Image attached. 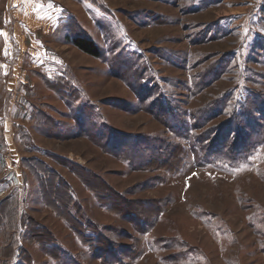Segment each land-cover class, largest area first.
<instances>
[{
  "label": "rangeland",
  "instance_id": "rangeland-1",
  "mask_svg": "<svg viewBox=\"0 0 264 264\" xmlns=\"http://www.w3.org/2000/svg\"><path fill=\"white\" fill-rule=\"evenodd\" d=\"M250 91L264 95V0H0V264H57L47 243L70 264H264V132L216 139L240 110L197 113ZM239 140L256 141L239 156ZM166 144L180 170L148 161ZM33 159L70 187L73 225Z\"/></svg>",
  "mask_w": 264,
  "mask_h": 264
},
{
  "label": "trees",
  "instance_id": "trees-1",
  "mask_svg": "<svg viewBox=\"0 0 264 264\" xmlns=\"http://www.w3.org/2000/svg\"><path fill=\"white\" fill-rule=\"evenodd\" d=\"M68 39L76 47H78L79 49H81L82 51H84L88 54H91V55L96 56V57L102 55V50H101L100 46L92 38L75 34V35H69ZM222 69H225V67H223V64H219L216 69H214L212 72L209 73L208 79L209 78L210 79L218 78V76L216 77V73L220 74ZM231 97H232L231 94H226L224 97H221L222 99L219 100L217 103H215L213 106H210L207 109L202 108L200 111L197 112V113H201V115H202L203 113H206V111H210V114L211 113L215 114L216 112H218L219 114H223V113H227V111L229 112L233 108L240 110L238 113L229 117L226 122H223V126H220V125L214 126V127H216L217 131H219L221 128H225V130H227V132L225 134H222L221 131L216 133V135H220V137L216 138V139H222V138L224 139V136L226 137L228 135L229 136L233 135V137H234L235 136V131L233 130L234 124H236L240 127V130H239V128L237 130L238 133L240 131L241 132L245 131V128L241 126V124H243V121L245 122L244 124L247 127L251 128V131H249L247 134H249L250 132L253 133V131H256L258 129H259L258 133L264 132V125H263L264 124V95H261L259 93H255L254 91L252 93L250 91V94H248V96L244 99L243 103L238 102L237 104H234V105L231 102ZM164 107H166L165 110H167V112H171L172 117H174L175 115H178L177 113H174L173 107L167 106V103ZM205 118H207V117H204L201 120H205ZM175 123H177V122L175 121ZM173 126L175 127V125H173ZM196 128H198V127H196ZM236 129H237V127H236ZM205 133L206 132H204L202 134H205ZM202 134H201V137L203 136ZM138 136H139V138H141V140H143V142H145L146 138H144L141 135H138ZM138 136H136V139H135V137H132V138H134L133 140H135V143L139 142ZM189 138H190V136H189ZM253 139H256V138L253 137ZM115 140H116V136H115V134L112 133L109 137V140H108L109 142H107V146L111 148L112 145H117L115 143ZM239 142H240V140H239ZM239 142L234 147H236L235 149H237L239 156H240L247 151V147L245 148V146H244L243 148H240V145L242 143L247 144L248 141L241 140V142L240 143ZM254 142L251 141L247 145L252 146L254 144ZM148 144L150 145L151 143H148ZM119 145H120V143H119ZM179 145L178 144H176L175 146L169 145L170 148H169L168 144L163 145V146L160 145V146H155L154 149L151 147L152 150H150L147 147L146 153L148 155H151V158H148L149 159L148 161L154 162V161H157L158 159L162 158V159H160L161 162H163V160L164 161L169 160L170 167H168V169L172 170L173 164L175 163L176 164L175 170L176 171L180 170L181 167L184 165V159L181 158V156L184 153H183V149L181 150ZM181 148H183V146ZM155 152L159 153L158 158L152 156L153 153H155ZM180 158H181V161L178 162V160H180ZM176 160H177V163L175 162ZM26 167L29 168L30 173H32L33 176L38 181V183L40 185V189H41L40 190L41 195H42V198H44L45 204L51 205L53 207H56V203H57V205H59V204L61 205L62 203L60 200L57 199L55 202V201L49 199V195L55 194L56 191H58L60 189H64L65 200H63V199L62 200L64 203H68L67 206L64 204V206L66 207L64 210V215H65V218L69 220L68 222L74 223L73 220H75L76 218L74 217L73 214H71V210H70L71 204L70 203H72L74 205L75 200H74V196L72 194V191L70 190V187L67 185V183H65L63 181V179L57 174V172L51 170L46 165V163L43 161L33 159V160H31L30 164H26ZM62 186H63V188H62ZM72 216L75 219L72 218ZM11 220L14 223V220L13 219H11ZM12 221H11V223H12ZM4 222H6V221H4ZM4 222H2V226L0 225V227H4V226L7 227L9 225L8 223L5 224ZM71 225H73V224L71 223ZM14 226H15V224H14ZM9 227H11V226L9 225L8 228ZM85 229L86 230L91 229L93 234L97 230L96 228L91 227L90 224H87L84 227L82 225L80 233H81V237L83 238V240H84V235H85L83 233H84ZM51 242L53 243L54 241H50L49 243L52 244ZM44 248H45L46 252L52 257L51 259L56 261L57 264H70V261H71L70 257H68L67 254H64L63 251L60 248H57L54 244H53V246H49V244L47 243V245L44 246ZM52 249L55 250V252L53 254L50 253Z\"/></svg>",
  "mask_w": 264,
  "mask_h": 264
},
{
  "label": "crops",
  "instance_id": "crops-1",
  "mask_svg": "<svg viewBox=\"0 0 264 264\" xmlns=\"http://www.w3.org/2000/svg\"><path fill=\"white\" fill-rule=\"evenodd\" d=\"M24 1H26V2H28V0H24ZM29 1H31V0H29ZM32 1H35V2H43V1H46V0H32ZM38 9L41 11V13H43V14H45V15H49V10H50V7L49 6H46V5H44L43 3H42V5L41 6H38ZM35 13L34 14H36V15H41L39 12H36V11H34Z\"/></svg>",
  "mask_w": 264,
  "mask_h": 264
}]
</instances>
